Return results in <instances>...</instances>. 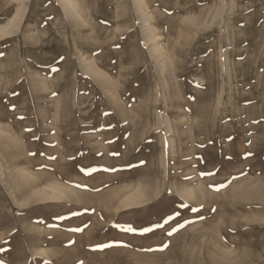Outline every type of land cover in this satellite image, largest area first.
Listing matches in <instances>:
<instances>
[{"label":"rangeland","instance_id":"obj_1","mask_svg":"<svg viewBox=\"0 0 264 264\" xmlns=\"http://www.w3.org/2000/svg\"><path fill=\"white\" fill-rule=\"evenodd\" d=\"M0 262L264 264V0H0Z\"/></svg>","mask_w":264,"mask_h":264},{"label":"bare ground","instance_id":"obj_2","mask_svg":"<svg viewBox=\"0 0 264 264\" xmlns=\"http://www.w3.org/2000/svg\"><path fill=\"white\" fill-rule=\"evenodd\" d=\"M65 1L66 0H64V3H65ZM68 1V0H67ZM69 3V5H71V6H73L72 4L73 3H71L70 1L68 2ZM67 3V4H68ZM24 14V12H23V10H19L18 12H17V14L15 15V17L12 19V23H11V21H10V23L11 24H13L12 26H14V28H15V24H17L18 22H19V20L21 19V17H22V15ZM8 26H10L9 24H8ZM8 28V27H7ZM10 28V30L12 29L11 27H9ZM5 30V29H4ZM12 31V30H11ZM4 34H6V32H4ZM33 177V176H32ZM132 190H134V189H132ZM39 191V190H38ZM126 191V190H125ZM130 191V190H129ZM37 192V191H36ZM123 193V192H122ZM40 195L39 196H37L38 197V200H39V202H45V201H54V200H60V199H63V198H67L66 196H67V194H70V193H68V190L66 191V189L64 188V187H61V186H57V185H54V186H51V187H49V188H47V189H45V190H43L42 192H40L39 193ZM140 194V193H139ZM139 194L137 193V194H135L134 192H133V194H129L128 196H124L125 197V199L124 200H122V203H120V204H123V201H124V204L126 205V206H131V204L133 205V203L135 202V200L137 199V198H139L140 196H139ZM141 194H143V193H141ZM120 196V195H119ZM142 196V195H141ZM34 197V196H33ZM36 197V198H37ZM34 199V198H33ZM32 201H34V200H32ZM123 207H124V205H123ZM119 208H121V207H119Z\"/></svg>","mask_w":264,"mask_h":264},{"label":"snow or ice","instance_id":"obj_3","mask_svg":"<svg viewBox=\"0 0 264 264\" xmlns=\"http://www.w3.org/2000/svg\"><path fill=\"white\" fill-rule=\"evenodd\" d=\"M147 230H148V229H145V231H147ZM126 231H134V229L131 228V227H129V228L126 229ZM0 264H2V262H0Z\"/></svg>","mask_w":264,"mask_h":264}]
</instances>
